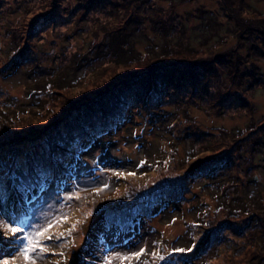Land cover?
I'll return each instance as SVG.
<instances>
[{
    "label": "trees",
    "instance_id": "trees-1",
    "mask_svg": "<svg viewBox=\"0 0 264 264\" xmlns=\"http://www.w3.org/2000/svg\"><path fill=\"white\" fill-rule=\"evenodd\" d=\"M21 1L24 0H0V7L7 4L0 11L5 15L11 8H17L19 16L40 18L51 11L48 7L52 3H42L40 0L41 5L27 8L24 3L22 8ZM96 1L112 2L111 11L117 16H111L106 28L102 27L104 30L96 33L100 40H95L91 52L88 56H82L81 60L87 63L86 66H103L111 70L104 69L106 74H103V79L87 81V91L82 92L81 96L91 98L80 102L79 106L75 100H69V107L78 106L70 110V117L53 119V125L48 124L39 132L36 130L39 135L44 133L46 136L42 146L28 151L21 161L0 159V194L7 198L2 217L10 224L23 226L29 200L66 175V168L61 162L63 157L70 154L74 147L80 151L84 144L88 147L92 140L94 142L87 132L93 125L103 123L104 127L112 128L126 114L138 108L148 120L156 121L161 118V114L171 113L168 110L172 107L175 116L163 130L173 139H188V167L182 174L173 176L162 172L163 175L152 179L151 183L124 193L118 205L110 204L95 210L99 213L95 225L100 226L99 231L111 237H132L134 227L141 220L145 221V225L173 205L190 202L195 183H199L201 189L210 187V197H214L217 203L212 209L213 215L206 200L190 207L201 216L198 222L192 223L195 229L190 230L189 247H170L155 238L148 250L142 247L146 251L139 259L133 258L123 264H194L198 259H201L200 264H264V181L259 179L264 177V170H261L262 167L264 169V112L255 116L258 107L252 102L255 92L264 90V74L255 62L264 57V13L252 9L247 0H215L230 17L229 21L237 24L233 31L244 48V53L240 51L242 47L236 46L220 54L217 52L220 49L219 40L213 47L207 46L217 36L215 24L210 19H203L197 27L207 28L209 32L200 36L199 42L192 47L184 20L173 13L174 6L165 13V9L156 3L157 0ZM66 5L61 7L63 11H67ZM36 10L38 13L33 14ZM39 10L44 12L40 13ZM134 11L148 13L140 16ZM153 11L156 15L150 16ZM147 18L151 29L156 28L158 31L154 36L162 38L165 44L161 51L154 47L143 54L134 49L133 39L135 34L146 33ZM68 21L61 20L60 24ZM33 28L36 30L35 25ZM33 28L25 27L24 30L20 24L9 25L6 34L13 39L15 51L11 53V48L4 56L0 55V79L12 74L14 67L27 63L24 59L31 54H41L37 45L38 37L31 32ZM168 32L172 33L169 35ZM171 39L176 43L173 44ZM152 42L150 40V44ZM131 68L133 71L124 73ZM139 68L142 69L138 71ZM100 72L103 73V70ZM166 77L180 87L162 88L160 84L166 81ZM146 79L147 88L139 89L138 98L132 97L129 88L140 86ZM43 86V81L36 82L31 84L30 90ZM182 91L184 93L179 95ZM7 93L6 89L0 87V97ZM2 100L11 106L7 101L8 96ZM195 107H203L206 115L213 114L214 117L248 115L250 121L233 131L202 127L191 115ZM182 109L184 119L178 123L176 119ZM89 111L92 116L88 120ZM6 118V124L0 129L3 135L0 140L23 128L15 129V117L6 114ZM27 134L29 139L35 132ZM153 165L152 162L149 167L146 163L145 166L140 165L144 167H139L140 172L144 174L147 169L151 171ZM250 186L253 187L249 195H244L243 189ZM202 218L205 223H202ZM96 228L92 226L89 234L86 233V236L96 235L92 238L95 244L101 241ZM89 238L87 242L91 241ZM176 248L193 250L174 253ZM212 249L217 252L219 259L209 255ZM88 252L95 256L91 252V245ZM79 264H91V261L85 259Z\"/></svg>",
    "mask_w": 264,
    "mask_h": 264
},
{
    "label": "rangeland",
    "instance_id": "rangeland-1",
    "mask_svg": "<svg viewBox=\"0 0 264 264\" xmlns=\"http://www.w3.org/2000/svg\"><path fill=\"white\" fill-rule=\"evenodd\" d=\"M174 1L175 3H172ZM174 1L157 0L156 3L165 9V13H168L169 7L174 6L173 13L179 15L187 27L188 32L186 28L185 31L188 37L191 38L189 39L190 46L193 47L195 43L199 42L200 36L209 32L207 28L198 29L197 27L202 24L203 19H210L215 24L217 36H214L207 46L213 47V44L219 40L221 43H219L220 49L217 52H220V54L232 47L236 48V46L242 47L240 51L244 53L241 41L238 40L233 31V27L237 24L229 21L230 17L223 12L221 5H218L215 0ZM21 2L23 4L22 8L25 4H27V8L41 5L40 0H24ZM41 2L52 3L48 7V10H51L50 13L42 18L40 16H19L20 11H17V8H11L5 15L0 11V14H3L0 15V55L4 56L7 51L13 48V39L6 34V30L9 25L11 27L15 23L24 26V30L25 27L32 29L35 25L36 30L33 28L30 31L36 35V38L38 37L37 45L41 52L39 56L31 54L24 59L27 63L14 67L12 74L5 75L0 79V87L8 92L0 97V129L6 124V114L15 117L17 122L15 129L23 127L19 132L15 131L4 140H0V143H2L0 144V159L2 158V160L21 161L28 151L42 146L46 136L44 133L39 135L37 133L39 129H45L48 124L53 125V119L67 118L71 113V109L74 110L80 105V102H85L91 98L90 96H81L82 92L87 91V81L89 79H103V74H106L104 69L111 70L103 66H86L87 63L81 60V57L88 56L89 51L93 49L95 40H100L97 38L96 33L102 32L104 30L102 27L106 28L108 20L111 19L110 17L117 16L116 13L114 14L111 11L113 9L112 2L96 0H85L86 3H84V0H41ZM247 2L258 13H264V0H247ZM65 4H67L65 6L67 11H63L61 8ZM5 6L7 4L2 5L0 10H3ZM39 12L44 11L39 10ZM32 13L37 14L38 10ZM64 13L66 14L64 15ZM134 13L146 16L148 12L134 11ZM155 15L156 13L153 11L150 16ZM61 20L68 22L60 24ZM146 21V33L134 35V49L143 54L153 50L154 47L161 51L165 41L154 36L158 32L157 29H151L149 18ZM45 29L48 30L45 31ZM171 33L168 32L169 35ZM149 39L153 41L152 44H150ZM172 43L175 44L176 42L172 40ZM14 51L13 48L11 53ZM255 62L259 71L264 74V57L255 60ZM142 64L139 66H142ZM142 68L137 70L139 71ZM132 69L124 73L131 72ZM101 70H103V73L100 72ZM41 81L45 84L43 88L30 90L31 84ZM160 85L165 89L180 87L170 81L169 77H166V81ZM182 85L185 87V84ZM147 86L148 79L142 81V84L138 87L133 85L129 88V91L131 90L132 97L138 98L139 89L143 87L146 89ZM182 93L184 91L179 95ZM4 96H8L7 101L11 106L4 103V100H2ZM69 100H75L78 106L71 105L69 107ZM252 102L258 107L255 116H259L264 112V90L258 89L252 98ZM141 107H144V105ZM168 112L171 113L164 116L161 114L160 119L153 121L148 120L138 108L126 114L125 118L112 128L104 127L105 124L103 123L98 126L93 125L87 132L94 138V142L92 140L88 147L84 144L83 149L80 151L74 147L70 154L63 157L61 162L66 168V175H62L58 183L50 185L48 189L29 200L26 216H24V222L22 223L25 231H32L46 225L48 221L64 213L69 216L67 221L51 229L52 234L65 233V239L48 242L49 245L60 243L64 247H50L42 258L36 259V264H79L80 261L84 262L85 259L91 261V264H105L106 257L112 258V264H118L122 255L138 252L143 246L148 250L155 238L170 247H189V239L192 234H190V230L195 229L192 223L198 222V217L201 216L198 215L199 212L196 213L197 211L190 207L195 203L206 200L211 215H213L212 209L217 203L214 197H210V187L206 186V189H201L199 183H195V195L193 194L194 197H191L190 202L185 201L182 205H173L167 212L155 218L153 217L145 225H143L145 221L141 220V223L134 227L135 233L132 237H111L105 232L99 231L100 226L95 225L99 219V213H96L95 210L110 204L118 205L124 193L132 192L133 188L139 185L151 183L162 176V172L168 176H173L182 174L188 167L186 155L188 139H173L163 130V127L175 116L172 107L169 108ZM88 114L89 120V116L92 115L90 111ZM191 115L195 117V122L199 123L200 126L216 130L233 131L236 128L244 127L250 121L248 115L236 118H232L231 115L216 117L213 114L206 115L203 107L193 108ZM177 119L176 122H183V109L182 112L179 111V118ZM183 127L184 125H182ZM22 130L24 131L21 133ZM31 131L35 134L28 139L27 136L29 135L27 133ZM0 137H3L1 133ZM86 138L89 142V138ZM153 159H156V161L153 162ZM151 162L154 164L150 168L151 171L147 169L144 174L140 172L141 168L144 169L141 166H145L146 163V166L149 167ZM261 170H264L263 167ZM116 173H120V175L117 176ZM129 173H134V175H128ZM148 174L150 178H148ZM259 179L264 181V177ZM252 187L243 189L242 193L248 196ZM99 189L102 190L98 191ZM76 194L81 199L71 201L67 199L68 196ZM90 211L92 214L89 216L87 214ZM0 218H3L2 213H0ZM202 220V223H205L203 218ZM10 225L17 226L13 223ZM73 225H75V229L72 230L71 235H68L67 233ZM92 226L97 227L95 230H98L97 233L100 235L101 241H97L96 244L92 240L96 236L95 234L94 236H86ZM18 235H22V233ZM0 236L4 240L12 239V234L2 227H0ZM88 237L91 238V241L87 242ZM90 245L91 252L95 256L88 252ZM212 250L209 255L217 257L216 260L219 259L217 252ZM60 252H63L64 256L59 255ZM13 255V246L0 244V262L7 259L11 264ZM200 261L201 259H198L194 264H200ZM14 264H25L23 257L18 252H15Z\"/></svg>",
    "mask_w": 264,
    "mask_h": 264
},
{
    "label": "snow or ice",
    "instance_id": "snow-or-ice-1",
    "mask_svg": "<svg viewBox=\"0 0 264 264\" xmlns=\"http://www.w3.org/2000/svg\"><path fill=\"white\" fill-rule=\"evenodd\" d=\"M143 163V162H141ZM117 176L120 175V173H116ZM128 175H134V173H129ZM102 189H99L98 191H101ZM69 201L76 199L79 200L81 197L76 195H70L67 197ZM7 203V198L0 194V213L3 212L5 206ZM91 211L87 215H91ZM69 218L67 213L62 214L59 217H55L54 219L47 222L46 225H43L37 229H34L32 231H25L23 228L17 227V226H11L8 221H6L3 218H0V227L6 228V231L12 234V239L10 240H4L2 236H0V244L13 246L14 255L13 260L11 264H14L15 261V252H18L21 257H23V260L25 264H36L37 258H42L45 253L49 251L50 247H64L63 244L55 243L52 245H49V241H62L65 239V233L61 232L58 234H52L51 229L54 227L64 223ZM75 229V225L72 226V229L68 231V235L72 234V230ZM22 235H18L21 234ZM193 249H183V248H176L174 249V253H184V252H191ZM145 249L141 248L140 251L136 253H132L131 255H122L120 256L121 264H123L124 261L131 260L133 258L139 259L144 253ZM59 255L64 256L63 252H60ZM66 259V258H65ZM163 259V257H161ZM0 264H10V261L5 259ZM105 264H112V258L106 257L105 258Z\"/></svg>",
    "mask_w": 264,
    "mask_h": 264
}]
</instances>
